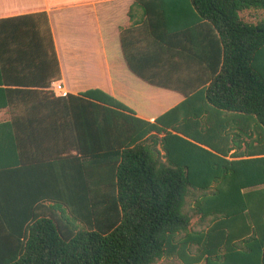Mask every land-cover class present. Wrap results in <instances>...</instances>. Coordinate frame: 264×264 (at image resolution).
Instances as JSON below:
<instances>
[{
    "label": "trees",
    "instance_id": "obj_1",
    "mask_svg": "<svg viewBox=\"0 0 264 264\" xmlns=\"http://www.w3.org/2000/svg\"><path fill=\"white\" fill-rule=\"evenodd\" d=\"M178 1L192 17L172 32L167 7ZM134 4L155 47L138 66L123 31L130 70L185 96L154 121L99 89L57 96L48 14L0 19V112L11 118L0 124V160L40 178L19 202L24 214L0 218V264H156L175 254L184 264H264V19L240 15L264 0ZM173 42L183 46L168 50ZM195 63L205 78L193 88L161 72L185 66L191 79ZM197 217L207 229L191 232Z\"/></svg>",
    "mask_w": 264,
    "mask_h": 264
},
{
    "label": "crops",
    "instance_id": "obj_2",
    "mask_svg": "<svg viewBox=\"0 0 264 264\" xmlns=\"http://www.w3.org/2000/svg\"><path fill=\"white\" fill-rule=\"evenodd\" d=\"M134 3L135 0H0V19L46 12L61 70V80L54 84H61L66 94L102 90L133 109L137 117L154 121L183 102L185 96L164 87L152 86L130 70L124 53L123 31H126L124 37L128 56L138 66L145 67L146 55L155 47L148 34L144 10ZM167 8L166 27L172 32L184 29L187 15L192 17L191 8L179 1L169 4ZM130 11L132 18L129 16ZM200 29L196 28L197 39L201 37ZM182 46L180 42H173L172 46L166 48L174 50ZM202 67L195 63L191 79L186 78L188 72L185 66L178 71L161 72L163 76L167 75L164 77L173 78L168 79L169 82H176L179 87L193 88L205 78L199 72ZM56 95L65 94L56 92ZM10 119L7 112H0V124ZM243 128L242 134H246L247 130L249 134L253 131L248 123ZM239 132L241 130L238 128L234 131ZM257 133L261 135V129L254 136ZM262 144L256 141L253 146ZM248 145V141L243 142L240 150L249 151ZM235 151L232 150L231 154ZM246 158L250 157L242 159ZM27 169L16 170L0 160V218L24 214V205L20 206L19 202H23L26 194L34 192L40 184V178L31 177V171Z\"/></svg>",
    "mask_w": 264,
    "mask_h": 264
},
{
    "label": "rangeland",
    "instance_id": "obj_3",
    "mask_svg": "<svg viewBox=\"0 0 264 264\" xmlns=\"http://www.w3.org/2000/svg\"><path fill=\"white\" fill-rule=\"evenodd\" d=\"M240 15L245 22L255 24L260 20L264 19V10H246L242 12ZM261 65L263 66L264 69V56L261 59ZM207 226H208L207 223L201 224L199 218L197 217L192 221L190 230L191 232H198L202 230L204 231L207 229ZM191 251H192L191 252L192 255H195L197 253V247L192 246ZM156 264H184V262L179 254H175L172 256H166ZM202 264H205V262H203Z\"/></svg>",
    "mask_w": 264,
    "mask_h": 264
},
{
    "label": "built area",
    "instance_id": "obj_4",
    "mask_svg": "<svg viewBox=\"0 0 264 264\" xmlns=\"http://www.w3.org/2000/svg\"><path fill=\"white\" fill-rule=\"evenodd\" d=\"M50 90L55 92V93L61 92V93H64L66 95V93L64 92V88L61 84H52Z\"/></svg>",
    "mask_w": 264,
    "mask_h": 264
}]
</instances>
